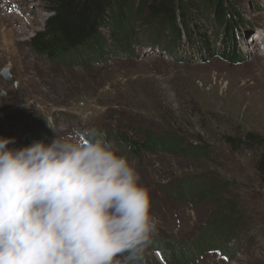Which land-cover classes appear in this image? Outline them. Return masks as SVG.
Returning <instances> with one entry per match:
<instances>
[{
	"label": "rangeland",
	"instance_id": "1",
	"mask_svg": "<svg viewBox=\"0 0 264 264\" xmlns=\"http://www.w3.org/2000/svg\"><path fill=\"white\" fill-rule=\"evenodd\" d=\"M230 2L240 63L221 56L228 41L213 14L193 10L196 42L187 36L189 45L183 38L171 40L167 33L159 38L158 26L139 22L134 58L111 57L107 65L86 69L34 51L32 42L51 15L47 0H0V137L12 138L9 147L27 146L14 130L25 132L34 116L43 118L38 126L48 143L56 136L48 118L67 136L129 119L180 132L188 143L203 145L208 159L146 154L130 160L151 192L157 232L177 242L190 239L212 206L191 204L177 182L202 173L219 176L246 226L239 231L240 252L232 261L207 255L188 264H264V185L257 172L264 147L247 137L264 141V0ZM170 40L177 45L168 47ZM5 68L13 80L3 76ZM141 261L167 264L147 250Z\"/></svg>",
	"mask_w": 264,
	"mask_h": 264
},
{
	"label": "clouds",
	"instance_id": "2",
	"mask_svg": "<svg viewBox=\"0 0 264 264\" xmlns=\"http://www.w3.org/2000/svg\"><path fill=\"white\" fill-rule=\"evenodd\" d=\"M48 122L50 143L0 137V264H140L158 220L138 170L103 132Z\"/></svg>",
	"mask_w": 264,
	"mask_h": 264
},
{
	"label": "trees",
	"instance_id": "3",
	"mask_svg": "<svg viewBox=\"0 0 264 264\" xmlns=\"http://www.w3.org/2000/svg\"><path fill=\"white\" fill-rule=\"evenodd\" d=\"M47 5L51 15L45 30L33 40L32 47L37 54L54 62H70L91 69L96 64L107 65L111 57L120 60L134 58L133 53L139 46L136 31L139 22L158 26L156 35L171 34V40L174 38L177 41L187 36L196 42L194 26L189 20L193 10L202 11L207 17L213 14L216 22L224 27L223 35L228 44L221 56L226 61L240 63L244 58L238 48L237 20L233 19L235 14L231 16L230 0H47ZM102 29L107 32H102ZM197 30L202 33L200 36L207 37L199 26ZM171 40L167 42L168 47H173L174 43L177 45L175 40ZM168 52L176 57L175 52ZM209 59L207 57L201 61ZM41 119L34 116L29 124L25 123L28 126L25 132L14 130L19 143L28 145L45 138L38 126ZM137 121L129 119L109 128L85 127L82 130L96 129L103 132L113 147L129 160L146 154L193 157L197 161L208 159L203 145L188 143L180 132L154 128ZM247 137L248 141L264 147L262 138L258 139L254 135ZM261 156L257 172L264 185V153ZM177 183L180 185L179 192L191 204H210L212 209L201 228L188 240L177 242L156 232L152 244L146 249L148 254L161 256L167 264H188L207 255L224 261L237 258L240 252L239 231H244L246 226L239 216L234 197L230 198V192L226 190L229 184L219 176L203 173ZM223 194H227L228 198H223ZM140 264H146V261Z\"/></svg>",
	"mask_w": 264,
	"mask_h": 264
},
{
	"label": "water",
	"instance_id": "4",
	"mask_svg": "<svg viewBox=\"0 0 264 264\" xmlns=\"http://www.w3.org/2000/svg\"><path fill=\"white\" fill-rule=\"evenodd\" d=\"M3 76L6 77V79H8V80H13L14 79V77L10 74L9 68H5L3 70Z\"/></svg>",
	"mask_w": 264,
	"mask_h": 264
}]
</instances>
